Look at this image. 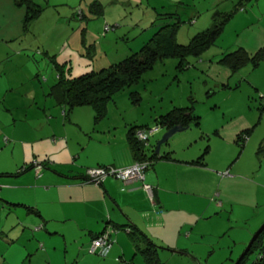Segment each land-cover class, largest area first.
Segmentation results:
<instances>
[{
  "label": "crops",
  "instance_id": "obj_1",
  "mask_svg": "<svg viewBox=\"0 0 264 264\" xmlns=\"http://www.w3.org/2000/svg\"><path fill=\"white\" fill-rule=\"evenodd\" d=\"M182 1L184 0H171L175 3ZM197 1L199 5L201 1L204 6L192 4L189 17L191 26L197 32L210 28L218 13L228 11L229 5L224 0H195ZM107 2L92 0L89 12H100L104 18ZM110 3L112 1L108 2ZM236 3L233 7L237 14L233 15L232 20L236 21L237 30L230 46H226L225 50L221 49L220 53L241 48L250 58L260 52L257 65L253 67L246 62L241 68L232 70L218 62L222 54L214 56L213 52L220 46L213 48V43L219 34L205 51L197 56H190L193 58L191 61H187V57L183 66L197 68L204 76V82H211L205 89L212 93L216 89L224 94L240 91L244 85L245 98L249 101L243 105L248 110L237 115L236 110H239L241 103L235 106L225 99H220L221 103L211 100L208 103L209 112L214 113L217 109L224 122L216 124L214 119L201 126V116L194 107L195 100L191 95L186 96L187 103L175 107H189L192 115L198 117L197 123L187 124L184 129H190L191 132L182 133L175 142L168 143L171 135L160 144L158 153L155 154L158 156L150 159L143 171L142 180L121 181L115 177H106L99 184L84 180V172L89 167L97 165L118 168L134 161L126 142L129 124L125 127L123 141L114 142L110 137V140L103 141L93 137L91 143L79 124L76 129L70 127L69 135L74 130L81 137L75 140L69 137L68 141L62 134L67 130V124L64 123L67 112L51 99L52 103L43 100L42 108L35 105L34 119L41 118L40 114H43L47 123L41 119V125L29 126L25 123L27 131L20 132L28 134L27 137H19L17 132L0 126V244L3 248L0 250V264H144L143 257L135 249L132 240L135 238L141 247L146 242L143 240L144 236L154 247L160 264V254L167 259L191 258L198 263L201 256L193 254L197 248L194 247L195 243L203 236H208L202 241V246L213 251L217 245L216 236L212 233L216 219L212 217H220L227 209L231 214L233 207L237 209L259 205L255 189L256 186H262L255 182L253 170L247 164L243 165L240 158L247 151L259 152L264 148V125L259 130L260 125L264 124V0L242 4L241 0H237ZM92 4L95 6H91ZM206 11H212V14L203 22H210L202 26L204 23H201L198 14ZM23 14V7H16L13 0H0V43L17 39V47H28V43H24V38L21 37L26 34L22 32L20 24ZM82 16L92 20L89 27L84 25V31L81 32V42L85 45L88 43L87 48L81 51L78 47L80 40L77 31L71 30L65 40L78 55L77 61L82 67L75 75L70 69V76L89 70L97 71L120 61L135 52L162 25L154 24V20H151L149 26L144 30L139 29L129 42L126 34L117 32L122 29L118 25L122 24L113 17H108L107 23L115 26L103 43H109L111 38L118 41L122 39L120 42L123 50L115 52L108 48L94 60L93 33H97L96 27H100V22L87 12ZM244 18L247 19L246 23L241 25L240 20ZM65 61L67 58L60 63ZM49 80L46 78L49 82L48 89L56 77L53 82ZM45 104L49 107L45 108ZM255 104H258L261 112L253 119L252 115H256V111L250 108ZM10 120L14 121L12 114ZM49 125L51 129L48 131L45 127ZM240 133L246 136L243 143L237 137ZM192 143L195 147H191ZM214 146H219L223 153L226 152V157L233 154L235 156L217 166L210 159ZM150 151L145 152L147 157ZM14 152L17 159L13 156ZM167 153L172 160L159 158V155ZM201 153L203 156L199 163H188ZM24 165L28 167L17 172ZM144 185L149 188L148 191ZM259 199L262 200L261 204L264 203V197ZM210 219L212 226L206 234L203 230L191 233L199 222ZM105 230L110 232L108 237L112 242L108 253L99 258L90 253L88 247L90 241ZM142 235L144 236L141 237ZM230 254L229 251L225 260L235 261L236 255L231 257ZM251 261L245 264H251Z\"/></svg>",
  "mask_w": 264,
  "mask_h": 264
},
{
  "label": "rangeland",
  "instance_id": "obj_2",
  "mask_svg": "<svg viewBox=\"0 0 264 264\" xmlns=\"http://www.w3.org/2000/svg\"><path fill=\"white\" fill-rule=\"evenodd\" d=\"M107 1H112V3L108 4L107 2L105 4V16L103 18L100 12H96L95 14L89 12L92 0H33L42 10L30 22L26 34L21 36L24 38V43H28V47H17L19 46L16 44L17 39H12L7 43H0V126L2 128L17 132L16 135L19 137H27L28 134L23 135L20 132L27 131L25 123H28L29 126L43 124L39 121V119L45 120L43 114H40L41 118L34 119L36 111L34 107L37 104L39 108H42L43 100L52 103L51 98L46 95L49 83L46 81V78L52 82L55 80L56 72L53 68V62L60 64L64 58H67V61L64 62L61 68L65 73L67 70L69 73L71 69L73 75L77 74L82 68L77 61L79 59L78 55L65 43V40L68 38L71 30L77 31L80 40L78 41V47L81 51L87 48L88 43L85 45L84 42H81V32L84 31L82 30L85 28L84 25L89 27V22L92 20L83 18V13L85 15L87 12V14L94 16V19L98 18L96 20L100 22V27H96L97 33H93L94 47L92 58L95 60L108 48L112 51L115 50V52L123 50L120 42L123 41L121 38L120 41L112 40L111 38L109 43H103V40L106 41L109 38L108 35L112 33L111 31L115 26L107 23L108 17H113L118 23L122 24L118 25L122 29L117 32L119 34H126L129 42L133 40L134 34L139 29H146L151 20H154V24H165L167 21L173 22L178 20L179 24L174 32V39L177 43L185 44L197 32L191 26L192 21H189L193 9L192 4L204 6L201 1L199 5L198 1L195 2V0H184L178 3L171 2V0ZM236 1L229 2L228 0H224L225 4L229 5L228 11L218 13L211 22V24H216L225 19L226 13L232 12L231 16L223 23L220 35L215 43H213V48L216 45L220 46L218 49L215 48V52H213L214 56H220L222 54L220 50H225L226 46H230L234 38L237 28L236 21L232 20V17L237 14L234 13L235 7H233L235 4L237 5ZM260 1L262 2L263 0ZM247 2L251 3L253 0H241V4ZM16 7H23L24 11L23 5ZM164 13H174L175 16L165 19L162 18V14ZM211 14L212 11L199 13L198 16H200L201 23H204L203 21L206 17H210ZM246 20V18L240 20V24H245ZM209 22V20L205 21L202 26H205ZM104 25L108 26L107 30L109 31L104 30ZM210 50L211 48H209V55ZM187 59V61H191L193 58L188 57ZM176 61L175 57L158 59L152 64L150 69L142 73L139 81L115 91L111 99L106 103V115L96 122L93 120L94 111L89 105L76 106L69 111L64 107L65 111H67L66 117H64L67 130H64L62 133L64 134V138L69 141V137L73 140L81 137L78 134L79 132L74 130L69 135L70 127L74 129L79 124L85 136L90 138L89 142L91 143L93 142V137L103 141L110 140V138H113L114 142L123 141L126 125L142 123L152 129L154 127L155 116L166 112L173 106L186 104V96L188 95H191L195 100L194 107L199 111L201 116V126L214 119L216 124L224 122V118L219 117L220 114L217 109L214 113L209 112L208 103L211 100L221 103L219 100L225 99L227 102H233L235 106H239L241 103L239 110H236L237 115L240 112L248 110L247 106L243 105L249 101L245 98L246 90L244 85L241 86L240 91L235 90L234 92H226L224 94L216 89L212 93L211 90L205 89V86L210 85L211 82H204L205 78L199 73L200 71L197 68L178 66L176 65ZM132 91L137 93L138 98L133 99L134 97L129 96V93ZM252 99H254L253 102L257 103L255 98ZM48 107L45 104V108ZM250 109L256 111V115L251 114L253 119L257 116L258 112H261V110L259 111L258 104L251 105ZM11 114L12 118H14L12 122L10 120ZM248 117L251 116L249 115ZM262 125L264 124L260 125L259 130L262 129ZM45 128L49 131L51 126L49 125ZM42 130H44L43 125ZM163 132L164 130L158 127L148 134L146 144L143 143L145 152L154 149L156 141L161 137ZM190 132V129L177 132L168 139V143L175 142L174 140L182 133ZM66 135L69 136L65 137ZM3 136L5 137L6 135ZM212 138L214 137L212 136ZM217 143L218 145H222L220 144L221 142ZM193 145L194 143H192L191 147H195ZM15 153L13 156L15 155V159H17L18 157ZM234 156L233 154L231 157H226V152L223 153L219 146H214V149L210 153V159L217 166L225 163L226 159L230 161ZM240 162L243 165L247 164V167L253 170L255 182L262 186H256L255 189L256 200L259 202V205L237 209L233 205L231 214L227 212V209V211L220 214V217H212L216 219L212 233L216 236L215 242L217 245L214 246L215 250L213 251L209 247L204 248L201 243L208 236H203L195 243L194 247L197 248L193 251V254L201 256L198 263H195L191 258H179L180 260L178 258L167 259L160 254L159 259L161 264H233L234 261L225 260L228 252H231V257L236 255L234 260L240 255L252 234L264 221V203L261 204L262 200L259 199L264 197V148L259 152L247 151L241 156ZM243 218L246 219L244 220ZM210 221L211 219L207 222H199L191 230V233H198L199 230H203L204 234H206V231L212 226ZM2 249L0 244V250ZM252 256L253 254H249L244 264L249 263Z\"/></svg>",
  "mask_w": 264,
  "mask_h": 264
},
{
  "label": "trees",
  "instance_id": "obj_3",
  "mask_svg": "<svg viewBox=\"0 0 264 264\" xmlns=\"http://www.w3.org/2000/svg\"><path fill=\"white\" fill-rule=\"evenodd\" d=\"M13 2L16 6H24L21 28L23 33L27 32L30 22L39 15L42 8L34 3L33 0H13ZM91 6L95 5L92 4ZM231 13L232 12L226 13L224 20L212 24L210 28H206L194 34L185 44L177 43L174 39V32L179 21L175 20L170 23L167 21L165 24L157 27L149 39L135 52L97 71L89 70L76 76H70L68 70L65 73L61 68L64 63L56 64L53 62L56 80L49 87L46 95L53 100L55 105L65 107L67 111L80 105L91 106L94 111L93 120L96 122L106 115V103L111 99L112 94L123 87H127L139 81L142 73L150 69L156 60L164 57H175L177 60L176 65L183 66L182 64H184L187 57H194L205 51L220 34L223 23L231 16ZM174 15V13H164L162 14V18L170 19V17H174ZM260 57L261 53L256 52L252 57L248 58L241 48H236L222 54L218 62L235 70L246 62H249L253 67L256 66ZM129 96L134 97L133 99L138 98L135 91L130 92ZM197 118L196 115H192L189 107L173 106L154 118V127L167 130L178 123L182 126H186L190 122L196 124ZM136 129L147 131L150 128L146 125H129L127 127L126 142L132 159L134 161H146L149 163L151 158H156L158 155L156 156L154 151L151 150L150 155L147 157L143 145L146 144L144 142L147 141L148 136L146 137V141H138L134 136V131ZM237 137L240 143H243L246 136L244 133H240ZM203 151L205 152V149ZM202 156L203 154L201 153V155L188 163H199ZM159 158L172 160L169 153L159 155ZM27 167L28 166L25 165L21 166L17 172L23 171ZM84 180L88 182L85 173ZM113 229L115 230V228H112V230ZM128 232L130 233L131 231L128 229ZM143 236L144 235L141 237ZM132 240L135 249L142 255L144 264H160L156 259L154 247L152 244L150 245V242L147 241L145 236L143 240L146 242L144 246L141 247L138 246L135 238H132ZM111 242L110 239V244ZM109 248L105 254H94L103 257L108 253ZM249 254H253L251 264H264V227L253 239L246 254L239 260L238 264H244Z\"/></svg>",
  "mask_w": 264,
  "mask_h": 264
},
{
  "label": "built area",
  "instance_id": "obj_4",
  "mask_svg": "<svg viewBox=\"0 0 264 264\" xmlns=\"http://www.w3.org/2000/svg\"><path fill=\"white\" fill-rule=\"evenodd\" d=\"M108 26L104 25V30H107ZM156 127L149 129L147 131L136 129L134 131V136L138 141H146V137L149 133H152ZM145 143V142H144ZM146 161H133L130 165L125 167H110V166H95L89 167L85 170L86 180L94 184H99L104 178L111 176L121 181H127L129 179L142 180L143 171L147 166ZM145 190L148 191L149 188L145 186ZM110 232L105 230L99 233L91 242L88 247L90 253L105 254L110 246V239L108 234Z\"/></svg>",
  "mask_w": 264,
  "mask_h": 264
},
{
  "label": "water",
  "instance_id": "obj_5",
  "mask_svg": "<svg viewBox=\"0 0 264 264\" xmlns=\"http://www.w3.org/2000/svg\"><path fill=\"white\" fill-rule=\"evenodd\" d=\"M185 126H182L180 123L174 125L173 127L165 130L161 137L156 141L155 146H154V153L157 154L158 153V148L160 146L161 143L165 142L171 135H173L174 133L181 131L182 129H184ZM264 227V221L261 223V225L256 229V231L252 234L251 238L249 239V241L247 242L246 246L244 247V249L242 250V252L240 253L239 256H237V258L235 259V261L233 262V264H238L239 260L246 254L251 242L253 241V239L257 236V234L262 230V228Z\"/></svg>",
  "mask_w": 264,
  "mask_h": 264
}]
</instances>
